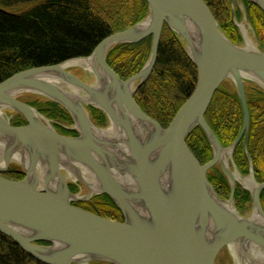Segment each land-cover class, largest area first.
I'll use <instances>...</instances> for the list:
<instances>
[{"label": "water", "instance_id": "95a60500", "mask_svg": "<svg viewBox=\"0 0 264 264\" xmlns=\"http://www.w3.org/2000/svg\"><path fill=\"white\" fill-rule=\"evenodd\" d=\"M144 1L147 16L102 40L88 57L26 70L0 83V234L41 264H216L220 254L229 255L234 264H264V183L255 181L246 150L245 88L248 84L264 93V51L234 18L242 43H232L203 0ZM230 1L232 16L238 7L249 26L241 1ZM249 2L264 14V0ZM164 27L196 69L194 90L165 129L134 100L155 66ZM148 37L146 64L121 80L106 62L108 53ZM76 60L90 70L65 66ZM80 70L86 81L74 72ZM225 83L236 92L243 115L240 133L227 148L205 120L214 94ZM27 94L66 111L77 136L56 132L51 121L23 100ZM90 108L105 115L104 127L92 122ZM16 115L26 125L13 126ZM197 127L212 152L205 165L185 144ZM110 129L115 135H101ZM242 138L247 176L233 161ZM13 165L23 171L21 181L1 176ZM214 168L227 179V201L208 181ZM69 183L87 194H72ZM237 185L250 196L248 215L236 209ZM100 195L113 201L122 222L72 205Z\"/></svg>", "mask_w": 264, "mask_h": 264}, {"label": "trees", "instance_id": "16d2710c", "mask_svg": "<svg viewBox=\"0 0 264 264\" xmlns=\"http://www.w3.org/2000/svg\"><path fill=\"white\" fill-rule=\"evenodd\" d=\"M203 1L225 36L232 43L241 44V36L233 23V18L240 20L242 17L238 7L233 17L230 0ZM240 1L259 49L264 51V14L249 0ZM147 13L148 6L144 0H0V83L26 70L88 57L102 40L137 24ZM150 49L151 37L138 44L119 45L108 53L106 62L125 81L143 68ZM195 83V66L175 35L164 27L155 66L146 82L138 88L135 102L148 117L165 129L194 90ZM245 88L249 113L246 150L255 181L264 183V93L248 84ZM26 103L51 121L59 134L67 137L77 135L68 128L73 124L71 117L58 105L39 100ZM89 112L96 126L106 125L103 113L93 108ZM205 120L224 148L237 139L243 115L238 96L230 84H223L214 94ZM12 125L24 126L26 122L16 115ZM243 141L244 138L236 147L233 161L240 174L247 176L249 162ZM185 144L200 165L211 160V149L199 127L187 137ZM5 176L12 181H21L24 173L13 165ZM207 178L219 198L228 200L229 185L220 170L212 169ZM70 191L76 194L79 189L72 186ZM234 202L240 213L250 211V196L239 185L235 189ZM260 203L264 211V191L260 195ZM75 207L108 220L123 221L118 208L106 195L80 202ZM0 264L41 263L22 251L10 238L0 234Z\"/></svg>", "mask_w": 264, "mask_h": 264}, {"label": "rangeland", "instance_id": "374dc122", "mask_svg": "<svg viewBox=\"0 0 264 264\" xmlns=\"http://www.w3.org/2000/svg\"><path fill=\"white\" fill-rule=\"evenodd\" d=\"M232 7V6H231ZM239 9V8H238ZM239 11L241 12V10L239 9ZM245 13V12H244ZM234 14H235V12H234ZM241 15H242V17L240 18V20H236L235 18V21H236V23H238V24H241V25H243L244 26V28L246 29V32H247V35H248V38L250 39V41L252 42V44L255 46V47H257V48H259V44H258V41H257V39H256V37L254 36L255 34H254V32L252 31V28H251V30H250V28H249V26L247 25V23H246V21L243 19V13L241 12ZM245 15V14H244ZM246 17V16H245ZM246 20H247V18H246ZM248 22V21H247ZM234 23V22H233ZM249 24V23H248ZM235 25V24H234ZM134 26V25H133ZM236 27V26H235ZM237 28V27H236ZM241 43H242V39H241ZM78 76H80V77H82L83 79L86 77L85 75V73H82V70H80V71H74ZM87 78V77H86ZM85 81H86V79H84ZM22 96H24L23 97V100L24 101H32V100H39V101H41V102H43L41 99H39L38 97H36V96H34V95H22ZM69 128V127H68ZM69 130H70V128H69ZM205 165V164H204ZM1 170V169H0ZM6 173V172H5ZM5 173H3V174H1V176L3 177V178H5V179H7L6 178V176H5ZM7 180H9V179H7ZM12 181V180H11ZM72 186H77L78 187V189H79V191H78V193L80 192V195H86L87 194V192L80 186V185H72ZM71 186V187H72ZM69 188V187H68ZM70 191V190H69ZM71 192V191H70ZM73 194V193H72ZM77 194V193H76ZM229 200V199H228ZM227 201V200H226ZM79 203V202H78ZM242 214V213H241ZM249 214V212H246V213H244V214H242V215H248Z\"/></svg>", "mask_w": 264, "mask_h": 264}, {"label": "bare ground", "instance_id": "6f19581e", "mask_svg": "<svg viewBox=\"0 0 264 264\" xmlns=\"http://www.w3.org/2000/svg\"><path fill=\"white\" fill-rule=\"evenodd\" d=\"M65 66H67V67H82L83 69H85V71H89L90 70V68H89V66L87 65V63H85L84 61H82V60H76V61H72V62H69V63H67ZM1 113V112H0ZM4 113V112H3ZM101 135H103V136H113V135H115V132H113V130L112 129H110V130H108V131H106V132H102L101 133ZM3 164H4V161H2V160H0V168H2V166H3ZM84 173V172H83ZM82 173V176H87V175H85L86 173H84L83 174ZM88 177V176H87Z\"/></svg>", "mask_w": 264, "mask_h": 264}, {"label": "flooded vegetation", "instance_id": "af4514ba", "mask_svg": "<svg viewBox=\"0 0 264 264\" xmlns=\"http://www.w3.org/2000/svg\"><path fill=\"white\" fill-rule=\"evenodd\" d=\"M80 77V76H79ZM82 78V77H80ZM77 136V135H76ZM73 184L69 183V190ZM78 203H73L72 205L77 206ZM216 264H234L232 258L227 254H220L216 259Z\"/></svg>", "mask_w": 264, "mask_h": 264}]
</instances>
